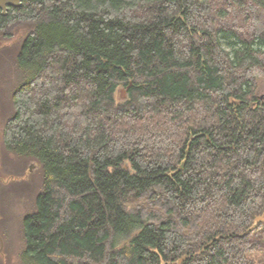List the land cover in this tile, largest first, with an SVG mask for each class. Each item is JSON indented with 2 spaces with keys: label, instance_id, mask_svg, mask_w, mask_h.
<instances>
[{
  "label": "trees",
  "instance_id": "obj_1",
  "mask_svg": "<svg viewBox=\"0 0 264 264\" xmlns=\"http://www.w3.org/2000/svg\"><path fill=\"white\" fill-rule=\"evenodd\" d=\"M0 35V165L41 175L20 264L264 257V0H23Z\"/></svg>",
  "mask_w": 264,
  "mask_h": 264
},
{
  "label": "rangeland",
  "instance_id": "obj_2",
  "mask_svg": "<svg viewBox=\"0 0 264 264\" xmlns=\"http://www.w3.org/2000/svg\"><path fill=\"white\" fill-rule=\"evenodd\" d=\"M0 41L5 43L6 38ZM11 48L0 49V95L8 104V88L10 82L8 77L12 75V67L10 65L12 57ZM4 94V95H3ZM126 90L119 87L117 90V98H124ZM259 100L264 104V81L257 80V93ZM5 103L2 101V110L5 113ZM1 161V158H0ZM23 162L14 156H9L4 159V164L0 165V177L6 178L13 173H24L30 169L31 175L28 177L29 185L20 182L0 183V237L3 245L0 251V264H20V252L23 248L22 234V217L26 213H30L34 209V198L37 191L41 188V175L38 171V166L34 163H29L28 168H20ZM1 164V162H0ZM30 167V168H29ZM257 264H264V257L259 259Z\"/></svg>",
  "mask_w": 264,
  "mask_h": 264
},
{
  "label": "water",
  "instance_id": "obj_3",
  "mask_svg": "<svg viewBox=\"0 0 264 264\" xmlns=\"http://www.w3.org/2000/svg\"><path fill=\"white\" fill-rule=\"evenodd\" d=\"M22 2V0H0V9L2 11V14L5 15L7 12L8 7L10 6H18L20 5ZM257 220H263V216H259L257 217ZM2 245H3V241L2 238L0 237V251L2 249ZM185 258L182 257L178 260V263L181 264V262L183 261V259Z\"/></svg>",
  "mask_w": 264,
  "mask_h": 264
},
{
  "label": "flooded vegetation",
  "instance_id": "obj_4",
  "mask_svg": "<svg viewBox=\"0 0 264 264\" xmlns=\"http://www.w3.org/2000/svg\"><path fill=\"white\" fill-rule=\"evenodd\" d=\"M23 1V0H22Z\"/></svg>",
  "mask_w": 264,
  "mask_h": 264
}]
</instances>
